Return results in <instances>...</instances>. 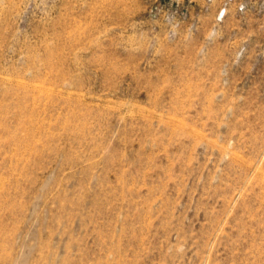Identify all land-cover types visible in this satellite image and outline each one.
Segmentation results:
<instances>
[{
  "label": "rangeland",
  "instance_id": "1",
  "mask_svg": "<svg viewBox=\"0 0 264 264\" xmlns=\"http://www.w3.org/2000/svg\"><path fill=\"white\" fill-rule=\"evenodd\" d=\"M0 264H264V0H0Z\"/></svg>",
  "mask_w": 264,
  "mask_h": 264
}]
</instances>
